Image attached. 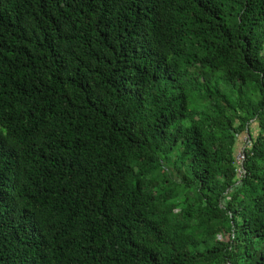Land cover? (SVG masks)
<instances>
[{"label":"trees","instance_id":"trees-1","mask_svg":"<svg viewBox=\"0 0 264 264\" xmlns=\"http://www.w3.org/2000/svg\"><path fill=\"white\" fill-rule=\"evenodd\" d=\"M0 264H264V0H0Z\"/></svg>","mask_w":264,"mask_h":264},{"label":"built area","instance_id":"built-area-1","mask_svg":"<svg viewBox=\"0 0 264 264\" xmlns=\"http://www.w3.org/2000/svg\"><path fill=\"white\" fill-rule=\"evenodd\" d=\"M245 159V155L243 151L238 152L237 154V163L239 165V169H238V173L240 176H242V174L244 173V169H243V161Z\"/></svg>","mask_w":264,"mask_h":264},{"label":"rangeland","instance_id":"rangeland-1","mask_svg":"<svg viewBox=\"0 0 264 264\" xmlns=\"http://www.w3.org/2000/svg\"><path fill=\"white\" fill-rule=\"evenodd\" d=\"M257 131H258V127H257V124L255 123L252 126V132L253 133H257ZM240 139H241V141H239V146L242 147L243 145H245L244 142L246 141V134L241 135ZM222 238L228 239V236L227 235H225V236L222 235Z\"/></svg>","mask_w":264,"mask_h":264}]
</instances>
